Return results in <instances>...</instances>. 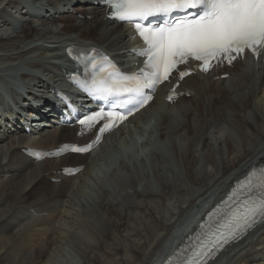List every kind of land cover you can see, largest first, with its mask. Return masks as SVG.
Here are the masks:
<instances>
[{"label":"bare ground","instance_id":"1","mask_svg":"<svg viewBox=\"0 0 264 264\" xmlns=\"http://www.w3.org/2000/svg\"><path fill=\"white\" fill-rule=\"evenodd\" d=\"M26 1L31 4L29 10L35 15L29 19L30 22L26 19L22 1L0 0V78L3 74L6 76L20 70L19 76L25 79L29 76L28 71L35 69L37 75L32 76L34 80L28 87L31 92L28 98L34 97L32 92L35 89L39 95L43 89L58 83L55 55L63 53L68 45L117 50L121 53L117 57L119 59L126 58L133 46L126 40V26L108 22L103 8L98 5L86 3L85 7L74 8L71 13L57 14L53 0ZM71 1L67 0L68 3ZM37 2H43L41 7L44 11L32 10ZM12 10H16L15 15L6 14ZM49 10L51 12H47ZM38 18L43 20L38 22ZM92 33L93 37L90 36ZM239 64L235 63L232 68H219L210 76L201 78L195 74L187 77L181 82L179 92L189 93V97L182 96L175 104L165 102L171 85L161 86L147 112L132 118V128L128 125L107 136L94 154L66 155L34 163L20 151L27 147L52 149L63 142L84 143L89 139L90 136L77 138L74 129L68 127L49 129L40 133L37 139L27 134L6 136L0 142V264H55L65 256V245L69 248L73 245L75 253L83 255L84 264H94L98 258L92 251L101 245L104 230L110 225L120 229L128 218L134 221V212L144 213L148 219L137 226L134 222L128 223L131 231L119 234L128 241L125 246L123 244V256L116 253L120 254L123 263L135 258L138 264H157L200 209L224 193L250 166L264 162V64H257L260 65L258 73L254 68L234 71ZM224 73L231 76L221 81L220 75ZM209 90L214 92L208 93ZM212 93L222 95L217 102L221 117L204 108L216 101L211 100ZM247 97L252 100L258 98L256 103L259 105L255 106V103L250 108V104L243 102ZM209 106L211 109L215 107ZM159 107L168 112L157 118L152 115L154 121L151 125L157 129L162 143L151 147L141 158L135 156L132 170L124 166V181L110 189L104 185L103 175L119 159V142L127 139L122 136L130 131L133 143L142 138L146 132V115L158 111ZM173 109L178 110L181 116L176 122L171 120L173 115L170 111ZM235 116L240 118L235 119ZM241 123L242 128L239 126ZM131 139L126 140V144L129 145ZM213 147L219 150V164ZM147 160L157 163L153 167L152 180L144 172ZM100 163L105 165V171ZM207 165L212 166L211 171H207ZM65 166H83V170L75 176L63 177L58 171ZM52 179L58 182L53 183ZM43 182L50 194L48 198L41 193L34 195ZM33 195L34 198L28 201L27 198ZM134 197L138 200L132 201ZM154 198L158 200L152 203L150 200ZM194 208L196 210L190 213ZM26 212L34 216L29 222L25 221ZM63 212V218L73 219V223L81 215L90 219L88 225L95 231L92 235L85 234L90 236L89 240L92 236L99 240L92 251H87L85 239H78L72 233L65 236L56 230V219ZM61 237L72 239L62 241ZM249 237H256V240L245 252L261 250L262 247L254 248L264 242V222L258 223L245 240L228 252L246 243ZM115 251H118L117 247ZM236 256L246 259L239 251ZM248 261L244 260V264Z\"/></svg>","mask_w":264,"mask_h":264},{"label":"snow or ice","instance_id":"2","mask_svg":"<svg viewBox=\"0 0 264 264\" xmlns=\"http://www.w3.org/2000/svg\"><path fill=\"white\" fill-rule=\"evenodd\" d=\"M108 4L114 18L135 24L146 45L137 53L146 57L144 66L132 75L116 71L107 56L100 55L98 62L99 54L92 55L95 49L82 56L91 65L82 86L90 95L113 102L116 108L127 103L143 107L151 99L144 98L143 89L167 80L177 65L197 61L200 70L207 72L213 60L231 64L246 50L255 57L264 51V0H108ZM173 13L183 15L172 23L148 22L152 17ZM72 52L70 49L69 54ZM105 65L113 69L106 76L102 75ZM189 74L179 73L181 79ZM72 79L75 81L76 77ZM96 116L103 119L102 113ZM110 117L113 123L101 127V132L123 118L111 113ZM73 151L83 152L87 148ZM258 220H264V169L254 168L245 180L237 182L221 205L207 214L196 233L199 246L179 264H207L206 258L214 257L224 245L240 239ZM181 251L186 253L188 249Z\"/></svg>","mask_w":264,"mask_h":264},{"label":"rangeland","instance_id":"3","mask_svg":"<svg viewBox=\"0 0 264 264\" xmlns=\"http://www.w3.org/2000/svg\"><path fill=\"white\" fill-rule=\"evenodd\" d=\"M12 1H16V0H12ZM17 1H19V2H21L22 0H17ZM46 1H51V0H46ZM15 11L16 10H12V13H9V12H6V14H11V15H15L16 13H15ZM22 24V23H21ZM88 25V24H87ZM61 28V27H60ZM1 33V32H0ZM27 34H31V33H27ZM93 33L90 35L91 37H93ZM35 70V69H34ZM29 71H31V70H29ZM28 71V72H29ZM19 72V73H18ZM12 73H17V74H21L22 72H20V70L19 71H12ZM27 73V72H26ZM2 77H7V75L6 76H2ZM210 91V90H209ZM211 92H214L213 90H211ZM218 95H216L215 93H212L211 95H212V97H211V100H213V99H216V103H214L213 105L215 106L214 107V109L212 108L211 109V107L209 106V105H212V103L210 104H208V107L207 106H205L204 108L206 109V110H208L209 112H211V113H215L218 117H221V113H219L220 112V107L218 106V103L217 102H219V100L221 99V94L220 93H217ZM220 96V97H219ZM251 97H247L243 102H244V104H246V105H248V104H250V105H248L250 108L251 107H253L254 106V104L258 101V98H255V99H253L252 100V98L250 99ZM201 100H203L202 98H200ZM199 99V101H200V106H198V108L200 109V107H201V100ZM211 102V101H210ZM248 102V103H247ZM212 105V106H213ZM256 105H259L258 103H256L255 104V106ZM249 107H247V108H249ZM219 108V109H218ZM237 117H239V116H235V119H237ZM240 118V117H239ZM262 118H264V109H263V111H262ZM241 128L243 127V125H242V123L239 125ZM155 131V134L157 135H155L154 134V131ZM148 131V132H147ZM145 133H144V136L142 137V138H138L136 141H134V143H133V141H132V139H131V135L130 134H126V135H124V136H122V137H125V139L126 140H129V139H131L130 140V144L128 145V144H126V140H121L120 142H119V150H121V151H119V152H121L120 153V155H119V159H118V161L117 162H115V163H113L112 164V166H109L108 167V169H106V170H108L106 173H105V175H103L104 176V181H103V183H104V185H106L107 187H109L110 189L112 188V186H114V185H118V183H122V181H124V172H125V169H124V166H126V167H129L131 170H132V168H133V163H134V161L136 160V157L137 158H141V156L142 155H144L145 153L144 152H148L149 151V149L151 148V147H153V146H158V144H161L162 142H161V140H160V137H159V135H158V131H157V129H154V127L152 128V129H150V130H147ZM153 132V133H152ZM148 133V134H147ZM152 133V134H151ZM154 134V135H153ZM121 137V138H122ZM158 137V138H157ZM122 139H124V138H122ZM144 139V140H143ZM148 139V140H147ZM123 142V143H122ZM137 142V143H136ZM121 143V144H120ZM124 144V145H123ZM149 145V146H148ZM212 145H214V143L212 144ZM133 147V148H132ZM146 147H147V149H146ZM130 149V150H129ZM127 150V151H126ZM132 150V151H131ZM212 150H214V152H216V154H215V160L217 161V163L219 164L220 163V160H219V156H218V152H219V150H218V148L216 147H213V149ZM123 151V152H122ZM143 152V153H142ZM123 153V154H122ZM125 153V154H124ZM142 153V154H141ZM218 153V154H217ZM126 155V156H125ZM136 156V157H135ZM129 158V159H128ZM132 161V162H131ZM122 162V163H121ZM154 162V163H153ZM124 164V165H123ZM145 165H146V168L144 169V172L145 173H147L148 175H149V177H150V179L152 180L153 179V167H155L156 165H157V163H156V161H152V160H147L145 163H144ZM153 164V165H152ZM121 165H123V166H121ZM171 166H175V164H173L172 163V165ZM100 167L101 168H103L104 167V171H105V165H103V163L101 164L100 163ZM206 169H207V171H211L212 170V166H210V165H207L206 166ZM219 169H221V168H219ZM218 169V170H219ZM220 171V170H219ZM45 183L43 182V183H41L37 188H36V193L34 194V195H36L37 193H41V194H43V196L44 197H46V198H48L49 197V193H48V190L46 189V184L44 185ZM48 188V187H47ZM119 188V186H117V189ZM154 188V190H155V187L153 186L152 187V189ZM47 193L46 195H45V193ZM34 195L31 197H28L27 198V200L29 201V200H31V199H33L34 198ZM164 200H166L167 198L166 197H164L163 198ZM138 200V198H133L132 199V201H137ZM158 200V198H154V199H152V200H150L152 203H154L155 201H157ZM163 201V200H162ZM164 202V201H163ZM160 208H163V206L161 207L160 206ZM196 208H194L190 213H192V212H194V210H195ZM27 214H26V219H25V221L26 222H29L30 220H31V218H33L34 216H33V214L31 215L29 212H26ZM31 215V216H30ZM78 215H80V214H78ZM64 217V212H63V215L60 217V218H58V219H56V222H55V226H56V230L58 231V232H63V234H65V236H67V235H69V234H75V237L76 238H78V239H85V247L87 248V251H92V247L93 246H95L96 244H95V242H98L99 240L98 239H96V238H94L93 236H92V240H89V238H90V236H87L85 233H87V234H90V235H92V232L93 231H95V229L93 230V228L90 226V225H88V223L89 222H91L90 221V219H88V218H84L82 215H81V218H80V216L77 218L76 217V219L74 220L75 221V223H73L72 222V220L73 219H67V218H63ZM134 217H136L135 219H134V221H132V220H130V218H128V220H127V223L125 224V225H123L120 229L118 228V226H116V227H114V226H109L106 230H104V232H103V234H101V235H103L102 236V241H100L101 242V245L100 246H98V248L97 249H94L92 252H94V253H96L95 255L97 256V261H95L94 260V264H138V261H137V259H133L132 261H130V262H124L123 263V261H121V258L122 257H120V254H122L121 256H123V253H124V246L126 245L125 244V242L127 243L128 241L125 239V238H123L121 235H119V234H123L124 232L125 233H127V232H130L131 231V228L129 227V224L131 223H133L134 224V226H137L138 224H140L141 222L142 223H144L145 221H146V219H148L147 218V216L144 214V213H141V212H134ZM186 217H187V215L186 216H184L183 217V220H185L186 219ZM142 218V219H141ZM30 219V220H29ZM64 219V220H63ZM65 219H67V220H69V221H67V220H65ZM77 220V221H76ZM64 221V222H63ZM81 221V222H80ZM137 221V222H136ZM66 222V223H65ZM70 222V223H69ZM69 223V224H68ZM129 223V224H128ZM72 224V225H71ZM76 226V227H75ZM88 226V227H87ZM83 229H82V228ZM72 228V229H71ZM75 228V229H74ZM78 228V229H77ZM88 228H90V229H88ZM70 229H71V231H70ZM81 229V230H80ZM85 229V230H84ZM66 230V231H65ZM68 230V231H67ZM119 230H122V231H120L119 232ZM123 230H125V231H123ZM78 233H77V232ZM91 233H90V232ZM106 232V233H105ZM68 233V234H67ZM67 234V235H66ZM78 234V235H77ZM85 234V235H84ZM84 237H83V236ZM72 236H74V235H72ZM82 236V237H81ZM80 237V238H79ZM101 238V237H100ZM250 239H248L247 241H246V243H244V244H242V247H239V248H236L235 250H233V251H231L228 255H226V256H224L221 260H219L218 261V264H244V260H246V259H248L249 261L247 262V263H245V264H264V242L260 245V247L258 246V247H256V248H254V249H257V248H261V250H252V251H247V252H245L247 249V247H250V243H252V241L254 242L255 240H256V237H249ZM262 237H260L259 239H261ZM61 239H62V241H64V240H71L72 238L71 237H67V238H65V239H63L62 237H61ZM77 239V240H78ZM115 242H116V244H115ZM118 242H119V244L121 245V247H120V245L118 244ZM87 244H89V246H87ZM103 244V245H102ZM115 244V245H114ZM123 244H124V246H123ZM119 246V247H118ZM123 246V247H122ZM114 247H115V249H116V247H117V250L118 251H115V249H114ZM64 248H66V250H64ZM64 248H63V250L65 251V256H63L62 257V260L61 259H58L57 261H55V264H59V262H60V264H84V258H83V255H81V254H79L78 255V253H75V247L73 246V245H71L70 246V248L69 247H67V245H65L64 246ZM73 249V250H72ZM90 249V250H89ZM123 249V250H122ZM238 251H239V253H243V257L245 258L246 257V259H244V260H242V258H237L238 256H236V254L238 253ZM110 252V253H109ZM116 252H118V253H120V254H118V253H116ZM113 253H115V254H113ZM258 253V254H257ZM118 254V255H117ZM235 254V255H234ZM250 254V255H249ZM255 254V255H254ZM247 256H248V258H247ZM233 257V258H232ZM50 258H52L51 256H50ZM63 258H66V259H63ZM120 258V259H119ZM238 260H237V259ZM115 259H118V260H115ZM60 260V261H59ZM114 260V261H113ZM241 260V261H240ZM236 261V262H235ZM240 261V262H239ZM263 261V262H262ZM63 262V263H62ZM65 262V263H64ZM122 262V263H121ZM217 264V263H216Z\"/></svg>","mask_w":264,"mask_h":264}]
</instances>
